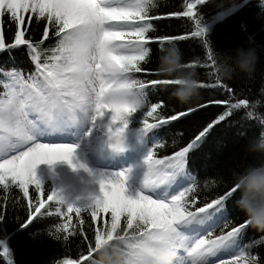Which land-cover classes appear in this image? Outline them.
<instances>
[{"label": "snow or ice", "instance_id": "1", "mask_svg": "<svg viewBox=\"0 0 264 264\" xmlns=\"http://www.w3.org/2000/svg\"><path fill=\"white\" fill-rule=\"evenodd\" d=\"M204 3L205 0H192L186 4L183 13L194 19L196 31L193 35L197 37L207 35L196 11L197 6ZM151 6L152 0H0V52L25 46L35 67V72L27 76L15 69L0 72L7 77L0 81V87L5 89L0 95V185L5 188L9 184L17 185L24 197H28L30 184L35 185L37 192H43L36 177L39 165L52 166L62 161L75 169L72 159L76 149L73 146H50L39 141L48 131L60 129L68 121L77 123L81 116L89 121L90 133L103 131L113 151L123 150V137L130 117L146 106L145 88L148 84L130 74L141 72L140 63L150 55L151 50L145 45L149 43L146 33L152 28V24L147 22ZM5 17L15 28L14 42L9 44L4 39ZM33 18L37 22L45 21L40 39H33L29 34ZM50 30L51 35L57 38L54 47L45 44L50 38ZM174 39L183 37L158 38L161 49L164 41ZM204 43L207 45L206 39ZM207 59L214 65L211 48ZM217 80L220 79L217 77ZM149 83L171 85L173 82L152 80ZM201 85L204 86L203 83ZM212 86L232 92L222 83ZM210 103L226 104L227 101ZM160 107L161 103L152 104L146 111L141 136L168 123L164 119H160L158 124L148 123L147 117H153ZM242 107H248L247 100L232 105L233 109ZM189 112H180L170 119L179 120ZM106 114H111L107 125L103 123ZM230 114L220 115L214 124ZM214 124H209L192 143L174 156L154 159L152 149L144 162L146 171L134 196L127 194L129 177L124 172L112 179L102 177L98 181L99 195L91 196L79 205L66 204L57 192L47 196L48 201L55 200L58 205L66 207L69 214L75 212L79 216L81 212H90L93 223L104 220L110 213V221L105 220L102 227L95 229L94 245L91 241L88 243L86 254L80 256V264H91L96 249L117 236L136 241L153 254V258L157 248L168 246L179 252V264H241L242 261L244 264H258L255 257L246 256L242 251L235 259L213 261L219 253L237 247L238 237L248 227L247 219L215 239L189 231L203 228L210 236L213 231L210 222L222 213L225 202L237 193L239 199L241 197L235 185L195 211L189 210L190 204L195 206V199H188L193 186L172 191L185 174L189 150L209 133ZM44 207L41 200L34 209L35 213H40ZM56 212L63 215L60 207ZM3 219L0 214V223ZM34 219L30 213L27 222L21 226L27 228ZM67 220L71 222L70 215ZM57 231L68 233L65 240L74 234L68 232L67 225ZM85 239L88 238L85 236ZM0 247L7 256L8 247ZM65 264L73 262L65 261Z\"/></svg>", "mask_w": 264, "mask_h": 264}, {"label": "trees", "instance_id": "2", "mask_svg": "<svg viewBox=\"0 0 264 264\" xmlns=\"http://www.w3.org/2000/svg\"><path fill=\"white\" fill-rule=\"evenodd\" d=\"M189 2L192 0H152L147 21L152 24V28L146 33L149 43L145 45L150 48V55L140 63L141 72L130 74L134 79L148 84L145 88L146 106L130 117L126 132L136 136L138 144L147 149L146 158L153 149L154 159H165L192 143L220 115L231 113L223 121L215 123L186 156L185 174L181 180L187 181L182 184V188L193 186L194 190L188 199H195V206L190 204L189 209L195 211L224 195L233 186L230 179L233 170H243L249 165L264 163V155L248 151L249 142L264 132V0H205L196 9L197 17L207 29L205 37L194 36V19L183 15ZM4 20V39L9 44L14 42L15 28L8 17ZM44 27L45 21L37 22L33 18L29 34L33 39H40ZM162 37H183L164 41V46L171 44L179 47L185 65L189 70L195 71L199 81L204 84L198 101L182 106L170 99V85L149 83L152 80H166L157 71L161 55L158 38ZM205 39L207 45L204 43ZM56 42L57 38L51 35L50 30V38L45 44L54 47ZM241 47L257 49L259 63L255 73L250 77L238 76L230 81H218L214 65L207 59L209 48L214 57L219 53H232ZM13 69L25 76L35 72L34 63L25 46L0 52V72H10ZM5 79L7 77L0 74V81ZM218 83L226 85L232 92L212 86ZM4 91L0 87V95ZM240 100H247L248 107L233 109L232 105ZM215 101L227 103H210ZM156 103H161L162 107L157 109L153 117H147L148 123L158 124L160 119L167 120L168 123L141 136L146 111ZM190 109L194 111L189 112ZM180 112L189 114L179 120L170 119ZM41 185L42 194L37 192L34 184H30L28 197H24L17 185L9 184L8 188L0 185V214L4 217L0 223V245L7 246L9 250L5 256L3 247H0V264H65V261L80 264V256L86 254L88 243L91 241L94 245L95 229L102 227L105 220L110 221V213L104 220H97L95 223L91 220L90 212H81L79 216L75 212L67 213L66 207L58 205L55 200H47V196L54 192L50 179L45 178ZM91 196L96 195L89 190L83 192L77 205L87 202ZM238 199L237 193L225 202L222 213L217 215L219 219L211 226V235L205 234L204 238L215 239L244 223L246 217L236 206ZM41 200L45 207L40 213H35L34 209ZM58 207L62 209L63 215L57 214ZM30 213L35 219L27 228L22 227ZM69 215L70 223L67 220ZM81 220L84 221L83 224L80 223ZM64 225L68 226V232L74 233L67 240L64 239L67 232L57 231ZM123 227L122 220L121 229ZM234 250L238 254L242 251L246 256L255 257L258 264H264V232L246 227L238 237Z\"/></svg>", "mask_w": 264, "mask_h": 264}, {"label": "clouds", "instance_id": "3", "mask_svg": "<svg viewBox=\"0 0 264 264\" xmlns=\"http://www.w3.org/2000/svg\"><path fill=\"white\" fill-rule=\"evenodd\" d=\"M213 59L216 76L230 81L238 76H252L259 63V54L254 47H241L232 53L216 54ZM157 71L173 82L170 99L182 106L200 99L201 82L196 72L185 65L179 47L170 44L161 49ZM248 151L264 155V132L249 142ZM230 179L241 193L236 206L245 215L248 226L264 232V163L233 170ZM91 264H179V252L164 246L156 249L153 258V254L136 241L117 236L96 249Z\"/></svg>", "mask_w": 264, "mask_h": 264}, {"label": "bare ground", "instance_id": "4", "mask_svg": "<svg viewBox=\"0 0 264 264\" xmlns=\"http://www.w3.org/2000/svg\"><path fill=\"white\" fill-rule=\"evenodd\" d=\"M60 130L62 135L64 134L63 136L66 138L65 140L55 141L51 137L58 135ZM89 130L90 126H88L87 130V128L83 126L81 119L74 124L68 121L62 128L48 131L39 141L41 143H48L50 146L55 144H67L76 149L72 159V164L76 165L75 169L68 163L62 161L52 166L41 164L36 169L37 174L46 175L54 181L57 180V174H60V178L63 181L61 194L66 204L75 203L79 198L80 192L84 189L91 188L99 193L98 181L102 177L105 179H112L117 175L118 173L111 175L109 171L113 170L115 166L121 165L127 153L131 151V143H129L127 136L123 137V150L117 152L112 150L108 140L103 135V131H94L90 133ZM26 147L27 145H25V148ZM79 165H83V167H79ZM85 169H87V171ZM123 172L128 175L129 182H136V178L132 175L131 170L124 169ZM189 231L204 234L206 229L199 228ZM193 233H189V235H193ZM232 252V249L227 252H221L214 257L213 260L222 256H227Z\"/></svg>", "mask_w": 264, "mask_h": 264}, {"label": "rangeland", "instance_id": "5", "mask_svg": "<svg viewBox=\"0 0 264 264\" xmlns=\"http://www.w3.org/2000/svg\"><path fill=\"white\" fill-rule=\"evenodd\" d=\"M110 116L111 114H106L105 117H104V124L107 125L109 122H110ZM79 119H81L82 121V124L84 127L87 128L88 130V126H90V123L89 121L84 118L83 116H81ZM104 133V132H103ZM57 134V133H56ZM88 134V133H86ZM64 135V134H63ZM62 133H61V130H60V133H58V135L56 136H53L51 138H53L55 141H58V140H65V136H63ZM105 136V138L107 139L105 133L103 134ZM124 136H127V138L129 139V143H131V151H129L126 155V157L124 158V162L122 163L121 162V165L119 166H115L113 170H110V174L111 175H114V173H121L125 170H131L132 171V175L136 178V182L134 183H131L129 182L128 180V183H127V188H128V195H132L134 196L136 191L139 189L140 187V183H141V178H142V175L144 174V172L146 171L145 169V160H146V153H147V150L144 146L142 145H139L138 144V139L135 137V136H132V135H128L126 132H125V135ZM36 177L37 179L40 181V182H43L45 178H49L48 176L46 175H39L36 173ZM50 179V178H49ZM52 181V185H53V189H54V192H57L62 198V189H63V181L61 180L60 178V174L58 173L57 174V180L54 181L52 179H50ZM187 180H180V183L177 184L173 189L172 191H176V190H179L182 188V184L184 182H186ZM86 190H89L91 192H93L96 196L99 195V193L97 191H94L92 190L91 188H87V189H84L80 192V195H79V198L77 201H75V203H72V204H77V202H79V199H80V196L83 192H85ZM64 199V198H63ZM65 201V199H64ZM72 204H68V205H72ZM219 219L218 216H216L214 218L213 221L210 222V225H212L215 220L217 221ZM206 233V232H205ZM205 233L203 234V236L205 235ZM233 249V253H232V256L236 255V252ZM216 259H214L213 261H215Z\"/></svg>", "mask_w": 264, "mask_h": 264}]
</instances>
